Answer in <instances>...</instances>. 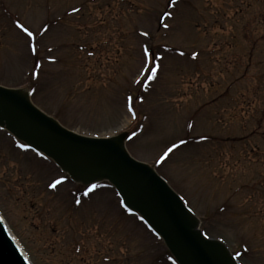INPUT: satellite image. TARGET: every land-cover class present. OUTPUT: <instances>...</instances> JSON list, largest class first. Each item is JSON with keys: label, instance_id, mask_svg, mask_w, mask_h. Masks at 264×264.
I'll return each instance as SVG.
<instances>
[{"label": "rangeland", "instance_id": "obj_1", "mask_svg": "<svg viewBox=\"0 0 264 264\" xmlns=\"http://www.w3.org/2000/svg\"><path fill=\"white\" fill-rule=\"evenodd\" d=\"M0 84L77 132L128 130L207 234L264 264V0H0ZM11 143L0 211L34 264H172L113 188L49 189L59 168Z\"/></svg>", "mask_w": 264, "mask_h": 264}, {"label": "water", "instance_id": "obj_2", "mask_svg": "<svg viewBox=\"0 0 264 264\" xmlns=\"http://www.w3.org/2000/svg\"><path fill=\"white\" fill-rule=\"evenodd\" d=\"M0 125L43 151L75 180L108 179L140 213L179 264H237L225 243L207 238L198 217L149 164L125 147L127 132L91 137L61 125L30 100L27 90L0 85ZM0 264H26L0 222Z\"/></svg>", "mask_w": 264, "mask_h": 264}, {"label": "snow or ice", "instance_id": "obj_3", "mask_svg": "<svg viewBox=\"0 0 264 264\" xmlns=\"http://www.w3.org/2000/svg\"><path fill=\"white\" fill-rule=\"evenodd\" d=\"M175 2H176V0H172V3H173V4H175ZM74 11H79V9H74ZM166 15H169V16H170L171 14L168 13V14H166ZM164 26H165V27H168L167 24H165ZM19 27H20L25 33H27V35H28L29 37H32V36H33V33H32L27 27H25L23 24L19 25ZM144 35H148V33L145 32ZM31 50H32L33 52H36V51H37L35 45H32ZM144 51H145L146 54L148 53V49H147V47H145ZM149 71H150V73H151V78H152V79H155V77H156V72L158 71V66H157L156 68L150 69ZM181 143H184V141H181ZM19 147H20V148H27L28 146H27V145H24V144H20ZM176 147H178V145H173L172 148H169V149L167 150V152L164 153L163 158H166L167 155H168V153H171V152L173 151V149L176 148ZM40 155L42 156L43 153H40ZM61 183H62V180H56L54 183L50 184V187L53 188V189H55V188L57 187V185H58V184H61ZM95 187H96V186L93 185V188H95ZM90 191H91V189H90ZM77 203H79V201H77Z\"/></svg>", "mask_w": 264, "mask_h": 264}]
</instances>
